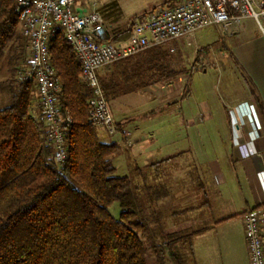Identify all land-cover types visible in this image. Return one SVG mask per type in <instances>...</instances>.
Returning <instances> with one entry per match:
<instances>
[{
  "label": "trees",
  "instance_id": "obj_1",
  "mask_svg": "<svg viewBox=\"0 0 264 264\" xmlns=\"http://www.w3.org/2000/svg\"><path fill=\"white\" fill-rule=\"evenodd\" d=\"M130 31L109 32L108 38L118 41ZM24 39L14 0H0V59L6 49L10 61L22 58ZM51 59L63 83L60 106L73 118L68 158L59 166L52 157L33 84L9 79L11 103L0 110V264H148L146 224L132 181L116 175L110 158L120 145L99 138L89 114L92 92L62 33L51 43ZM176 63L166 44L114 62L99 75L107 100L186 74ZM252 92L263 111L259 95ZM114 201L121 205L119 218L110 212ZM190 237L181 244L191 242ZM178 241L170 235L162 244L173 249ZM175 259L189 264L184 253Z\"/></svg>",
  "mask_w": 264,
  "mask_h": 264
},
{
  "label": "crops",
  "instance_id": "obj_2",
  "mask_svg": "<svg viewBox=\"0 0 264 264\" xmlns=\"http://www.w3.org/2000/svg\"><path fill=\"white\" fill-rule=\"evenodd\" d=\"M75 7L79 13L100 10L111 36L120 32L113 30L114 24L118 23V16H114L113 11H121L118 0H76ZM126 16L136 15L128 13ZM226 31L234 40L231 51L236 58V69L242 81L240 88L243 90L233 102L226 101L219 105L211 104L206 99L204 107L193 105L190 102L191 91L185 84L189 78L186 73L171 81L156 83L117 98L121 111L113 116L116 124H120L118 133L112 135L105 128L97 127L99 138L104 142H116L120 147H134L141 141L148 145L142 152L137 150L133 156L135 160L145 156L143 164L141 160H136L139 173H143L146 166H150L154 172L152 182L146 187L149 201L152 196L154 213L160 216L153 223L154 234L162 241L170 235L184 241L188 240L189 235L191 240L193 236L205 233L200 228H189L195 222L191 217L187 218V214L195 207L200 190L205 196L209 195L207 188L210 178L216 197L206 202L211 208L213 224L225 221L233 214L244 215L246 210L264 204V33L249 17ZM24 43L26 54H29L28 40L24 39ZM220 51L222 53L223 50ZM252 88L263 103V111ZM246 101L254 103L258 109L262 129L257 137L251 133L253 125L250 120L243 117L242 122L236 112V107ZM164 102L174 104L173 108L177 111L172 114L179 115L177 120L164 124L167 133L152 131L151 137L145 138L139 124L130 128L126 123L142 115L151 117L164 109ZM127 107L131 111L129 114L126 113ZM36 112L39 115L37 96ZM124 129L131 132L130 137L121 134ZM240 144H244L251 153H245V148L241 149ZM137 185L141 187V184ZM192 186H197L199 191L191 190ZM166 211L169 215L184 217L163 219L162 214Z\"/></svg>",
  "mask_w": 264,
  "mask_h": 264
},
{
  "label": "built area",
  "instance_id": "obj_3",
  "mask_svg": "<svg viewBox=\"0 0 264 264\" xmlns=\"http://www.w3.org/2000/svg\"><path fill=\"white\" fill-rule=\"evenodd\" d=\"M14 2L22 35L30 48L18 80L31 82L35 87L45 141L52 144V157L59 166L68 158L67 133L73 118L60 106L63 83L51 59V43L58 34L65 36L81 63L80 78L92 92L88 101L91 121L114 135L119 128L100 81V68L180 37H193L206 26L220 25L227 30L247 17L253 18L264 33V0H179L137 18L129 36L120 41L108 38L109 29L100 10L79 13L76 0ZM236 112L242 122L243 117L250 120L252 135L259 136L262 123L257 106L242 102ZM121 134L131 136L125 129ZM239 146L251 153L244 144ZM243 217L250 264H264V204L246 210Z\"/></svg>",
  "mask_w": 264,
  "mask_h": 264
},
{
  "label": "rangeland",
  "instance_id": "obj_4",
  "mask_svg": "<svg viewBox=\"0 0 264 264\" xmlns=\"http://www.w3.org/2000/svg\"><path fill=\"white\" fill-rule=\"evenodd\" d=\"M164 1L118 0L121 11H118V9L113 11V15L118 16V23L114 24L113 30L121 31L133 25L135 20L132 21L133 17L127 18L128 13L143 16V14H147L154 8L165 5ZM176 1L179 0L166 1L168 2L166 4ZM256 24L259 26L257 22ZM233 41L222 26L211 25L198 29L193 37H180L166 44L174 54L176 61H178L176 66H184L187 69L189 78L185 84L187 89L191 91L192 99L190 102L193 105L204 107L206 99L211 104L223 105L226 101L231 103L236 95L243 92L240 88L242 85L240 74L236 69V58L231 51ZM220 50H223L222 53ZM10 56L11 51L6 49L5 55L0 59V110L11 103L12 87L8 80H18V72L25 67L29 54H24L17 61H10ZM113 65L111 63L100 68L98 70L99 75L105 73ZM205 69H208V71L203 72ZM114 100L109 101L113 115L121 111L116 99ZM165 103H163L165 105L164 109L159 112L154 111L155 113L151 117L142 115L141 117L138 116V119L133 122L128 121L126 123L130 128H135L139 124L145 138H150L152 131L167 133V130L163 127L164 124L177 120L176 118L179 115L172 114L175 110L177 111L173 108L174 104ZM126 113H131L129 108ZM146 146L148 145L143 144L142 141L134 147L123 145L120 147V151L110 158L116 167V175L128 176L132 181L133 192L141 208L140 217L146 224L143 230V239L146 245L148 264H177L175 256L181 253L185 254L189 264H250L243 215L233 214L225 221L218 224L212 223L211 208L206 202L207 200H214L216 197L211 178L207 188L209 197L205 196L204 193L202 194L203 191H199L197 186L191 187V190L199 191L197 193L199 197L196 199L195 207L187 214V218L191 217L195 222L189 228H200L205 233L202 236H193L191 242L187 241L181 244L182 242L178 241L173 249L163 246L162 240H159L154 234L153 226L155 220L160 216L158 213H154L152 196H150L149 201V192L146 187L150 184L149 182H152L154 172L150 166H146L143 173H139L136 170V160L138 159L139 162L141 160V164H143L145 156H141L136 160L133 156L137 150L142 152ZM138 183L141 184V187L137 185ZM121 210L119 201H114L110 206V212L116 218H119ZM170 216L176 219L184 217L174 214L169 215L168 211L162 214L163 219ZM182 245L186 249L182 250Z\"/></svg>",
  "mask_w": 264,
  "mask_h": 264
}]
</instances>
